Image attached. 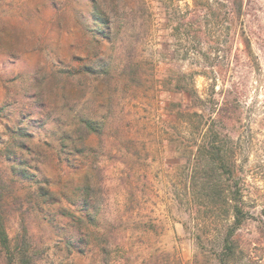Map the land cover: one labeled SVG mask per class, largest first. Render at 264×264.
I'll use <instances>...</instances> for the list:
<instances>
[{
	"label": "rangeland",
	"instance_id": "rangeland-1",
	"mask_svg": "<svg viewBox=\"0 0 264 264\" xmlns=\"http://www.w3.org/2000/svg\"><path fill=\"white\" fill-rule=\"evenodd\" d=\"M145 1L0 0V264H264V0Z\"/></svg>",
	"mask_w": 264,
	"mask_h": 264
},
{
	"label": "trees",
	"instance_id": "trees-1",
	"mask_svg": "<svg viewBox=\"0 0 264 264\" xmlns=\"http://www.w3.org/2000/svg\"><path fill=\"white\" fill-rule=\"evenodd\" d=\"M125 3V5H127L128 7V11L130 12H136L137 10H142L143 12H147L146 10V1L145 0H123ZM232 3V7L234 9V11H237L238 13H240L242 11V3L243 0H231ZM198 4L196 3L193 7L188 6L187 7V11L186 13H184L182 15V19L179 22V26L181 27H185L187 34H188V38L189 39H197V37H199L198 39H201L200 37L203 36L202 34H204V36H207L205 38L210 39L211 32H207V31H203L199 25H201L202 21L200 18H205L208 20L209 15H216L214 13H211V11L209 13H204L203 15H201V10L200 8H197ZM203 6V4H202ZM204 7L206 9H213L212 5H208L206 7V5H204ZM207 11V10H206ZM94 19L96 21H98L100 24H104L107 25V29L109 30V32H112V23L110 21V19L107 17L106 13H104L102 10L99 9V7L96 6V8L94 9V11L92 12ZM127 19V17H125ZM124 18V19H125ZM201 21V22H200ZM210 21V20H208ZM198 27V28H197ZM221 28L219 29V37L218 39H227L225 37H223L224 33H223V24L220 26ZM109 33V34H110ZM195 33V34H194ZM198 33V35H197ZM110 36V35H109ZM244 36V35H242ZM212 39V38H211ZM243 39H249L248 42L246 43L248 46H250V39H253L252 35H246L244 36ZM229 101L226 100L224 102V104L222 106L219 107L217 115L220 118L213 117L212 122L210 124L209 127V133L211 135H218V130L215 128V123L218 119H222V115L224 113V111H227L228 109H225V105L228 104ZM86 127L91 128V124L90 122H86ZM93 130V128H91ZM218 141L217 139L212 138L211 140H209V144L208 146L212 147L211 151L213 152V154L215 155V161L219 160L220 161V166L222 168L223 173H227L229 171H227V164L225 163V158L224 155H222V153L219 151V148L217 147ZM229 191H230V196L227 199V203L230 204L231 207V212L233 213V222L229 225L227 232H226V236L224 239V245H223V256L222 260H226L225 257L226 256H230L231 254L235 253V245H236V241H235V235L236 232L239 228H241V226L248 220L250 219H254V215H252L247 209H246V203H245V199H244V192H243V187L240 183V181H236L233 183V185H230L228 187ZM256 220V219H255ZM258 220V219H257ZM260 223V230L261 233L264 234V220L260 219L258 221ZM0 243H2V245L8 247L9 246V238L8 235L6 233V230L3 226V224H0ZM106 254L107 251L105 252Z\"/></svg>",
	"mask_w": 264,
	"mask_h": 264
}]
</instances>
